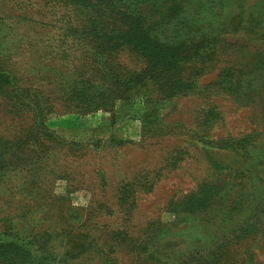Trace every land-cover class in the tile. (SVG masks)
<instances>
[{"label": "rangeland", "instance_id": "obj_1", "mask_svg": "<svg viewBox=\"0 0 264 264\" xmlns=\"http://www.w3.org/2000/svg\"><path fill=\"white\" fill-rule=\"evenodd\" d=\"M122 1L137 15L149 0ZM112 3L0 0V67L62 141L36 126L33 104L0 94V244H15L16 264H264V0H180L152 27L213 48L187 64L186 91L146 79L79 103L76 90L111 88L78 40L97 41L88 20ZM116 62L145 67L129 52ZM234 176L238 212L225 194L187 209Z\"/></svg>", "mask_w": 264, "mask_h": 264}, {"label": "trees", "instance_id": "obj_2", "mask_svg": "<svg viewBox=\"0 0 264 264\" xmlns=\"http://www.w3.org/2000/svg\"><path fill=\"white\" fill-rule=\"evenodd\" d=\"M107 1H116V3L103 7L101 4L94 5V16H90L88 20V23L91 20L94 23L92 30L91 28L88 30L92 38H96L97 41L94 44L90 43L88 39L90 36L85 33L80 34L78 41L92 51L88 53L89 56L94 58L96 65L101 66L104 80L111 88H108L107 93H103L102 97L96 98H91L92 95L84 91L76 90L72 94V99L79 103L84 100L90 105L100 106L99 101L109 99L110 96L119 99L125 92L137 88L146 79H152L160 91L170 96L189 89L194 83L188 72L191 66L187 64L210 56L214 52L213 48L207 49L203 44L195 46L187 45L186 42L178 44L162 42L151 31L152 27L162 20L161 23L165 26L178 15L180 0H149L145 3L146 10L139 11L137 15L133 14L131 5L126 1ZM122 52L138 56L145 62V67L141 70L130 69L127 66L121 67L116 60ZM8 91L12 93L11 100L33 104L36 126L41 128L42 133L45 132V136L62 142L46 125L38 100L32 99L31 95L18 84L16 86L13 75L0 67V94L6 96ZM236 185L235 176L219 185H206L209 193L197 199L193 198L195 193H192L188 199L193 203H186L187 209L207 208L215 199L225 194L230 197L231 210L238 212L241 204L238 195H235ZM7 245L4 247L0 244V264H16L18 260L15 255L12 256L13 247L16 248V246L13 243ZM9 246L12 247L11 250ZM211 261L216 262V259L212 258Z\"/></svg>", "mask_w": 264, "mask_h": 264}]
</instances>
